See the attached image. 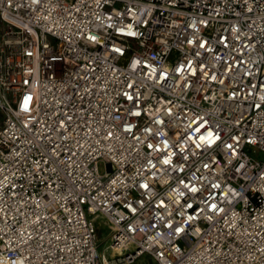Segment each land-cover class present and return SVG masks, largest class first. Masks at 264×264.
I'll return each instance as SVG.
<instances>
[{
    "label": "built area",
    "instance_id": "2783aa9c",
    "mask_svg": "<svg viewBox=\"0 0 264 264\" xmlns=\"http://www.w3.org/2000/svg\"><path fill=\"white\" fill-rule=\"evenodd\" d=\"M142 254L264 264V0H0V264Z\"/></svg>",
    "mask_w": 264,
    "mask_h": 264
},
{
    "label": "rangeland",
    "instance_id": "374dc122",
    "mask_svg": "<svg viewBox=\"0 0 264 264\" xmlns=\"http://www.w3.org/2000/svg\"><path fill=\"white\" fill-rule=\"evenodd\" d=\"M260 157H263L262 153H259ZM98 170L100 172L105 171V163L103 161H99L97 164ZM97 224V235H98V251L99 253H104L107 257H110L109 249H106L105 246L110 242L109 235L110 230L107 226V223L101 216H97L95 218ZM134 264H156L148 254H142L139 256L137 261Z\"/></svg>",
    "mask_w": 264,
    "mask_h": 264
},
{
    "label": "bare ground",
    "instance_id": "6f19581e",
    "mask_svg": "<svg viewBox=\"0 0 264 264\" xmlns=\"http://www.w3.org/2000/svg\"><path fill=\"white\" fill-rule=\"evenodd\" d=\"M109 226H110V224H108ZM115 250H117V249H115ZM105 256V255H104Z\"/></svg>",
    "mask_w": 264,
    "mask_h": 264
}]
</instances>
